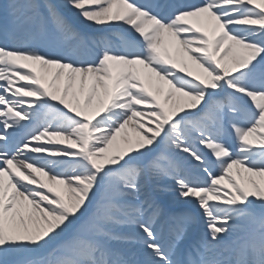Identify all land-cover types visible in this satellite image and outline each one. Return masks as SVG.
<instances>
[{"label":"snow or ice","instance_id":"6c2138e0","mask_svg":"<svg viewBox=\"0 0 264 264\" xmlns=\"http://www.w3.org/2000/svg\"><path fill=\"white\" fill-rule=\"evenodd\" d=\"M64 9L0 0V264H264V0Z\"/></svg>","mask_w":264,"mask_h":264},{"label":"bare ground","instance_id":"6f19581e","mask_svg":"<svg viewBox=\"0 0 264 264\" xmlns=\"http://www.w3.org/2000/svg\"><path fill=\"white\" fill-rule=\"evenodd\" d=\"M49 2L56 5L61 11L64 10L63 8L66 3L64 0H49Z\"/></svg>","mask_w":264,"mask_h":264},{"label":"rangeland","instance_id":"374dc122","mask_svg":"<svg viewBox=\"0 0 264 264\" xmlns=\"http://www.w3.org/2000/svg\"><path fill=\"white\" fill-rule=\"evenodd\" d=\"M66 2V0H64Z\"/></svg>","mask_w":264,"mask_h":264}]
</instances>
